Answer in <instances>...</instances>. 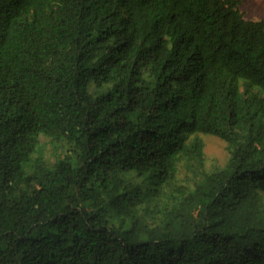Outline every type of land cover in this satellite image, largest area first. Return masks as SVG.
Instances as JSON below:
<instances>
[{
	"label": "trees",
	"instance_id": "16d2710c",
	"mask_svg": "<svg viewBox=\"0 0 264 264\" xmlns=\"http://www.w3.org/2000/svg\"><path fill=\"white\" fill-rule=\"evenodd\" d=\"M238 4L0 0V264H264V18Z\"/></svg>",
	"mask_w": 264,
	"mask_h": 264
},
{
	"label": "rangeland",
	"instance_id": "374dc122",
	"mask_svg": "<svg viewBox=\"0 0 264 264\" xmlns=\"http://www.w3.org/2000/svg\"><path fill=\"white\" fill-rule=\"evenodd\" d=\"M238 6L247 18H264V0H239ZM201 136L205 142L204 157L206 168L211 170L214 167L222 166L228 156L225 143L210 133L201 134Z\"/></svg>",
	"mask_w": 264,
	"mask_h": 264
},
{
	"label": "clouds",
	"instance_id": "9594fccd",
	"mask_svg": "<svg viewBox=\"0 0 264 264\" xmlns=\"http://www.w3.org/2000/svg\"><path fill=\"white\" fill-rule=\"evenodd\" d=\"M244 14V13H243ZM245 15V14H244ZM245 17V16H244ZM245 18H247V17H245ZM247 19H251V18H247ZM258 19H263V18H258ZM251 20H257V19H254V18H252Z\"/></svg>",
	"mask_w": 264,
	"mask_h": 264
}]
</instances>
